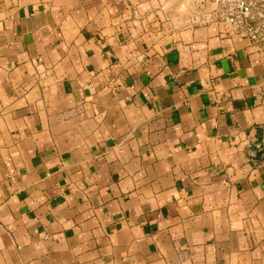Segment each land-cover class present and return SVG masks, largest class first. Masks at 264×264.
<instances>
[{"label": "crops", "instance_id": "obj_1", "mask_svg": "<svg viewBox=\"0 0 264 264\" xmlns=\"http://www.w3.org/2000/svg\"><path fill=\"white\" fill-rule=\"evenodd\" d=\"M212 0H0V264H264V49Z\"/></svg>", "mask_w": 264, "mask_h": 264}, {"label": "built area", "instance_id": "obj_2", "mask_svg": "<svg viewBox=\"0 0 264 264\" xmlns=\"http://www.w3.org/2000/svg\"><path fill=\"white\" fill-rule=\"evenodd\" d=\"M215 4L210 18L231 33L246 36L254 45L264 49V0H212ZM264 163V132L262 138Z\"/></svg>", "mask_w": 264, "mask_h": 264}]
</instances>
